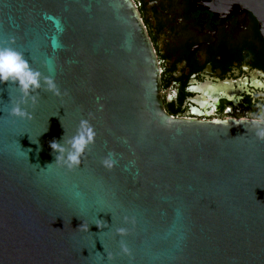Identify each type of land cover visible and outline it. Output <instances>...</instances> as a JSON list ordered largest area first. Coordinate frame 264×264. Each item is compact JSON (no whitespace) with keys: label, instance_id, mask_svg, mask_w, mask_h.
<instances>
[{"label":"water","instance_id":"obj_1","mask_svg":"<svg viewBox=\"0 0 264 264\" xmlns=\"http://www.w3.org/2000/svg\"><path fill=\"white\" fill-rule=\"evenodd\" d=\"M217 1L264 22V0ZM0 46L59 93L21 118L0 82V264H264V140L252 117L166 110L134 0H0ZM82 120L81 163H55Z\"/></svg>","mask_w":264,"mask_h":264},{"label":"flooded vegetation","instance_id":"obj_2","mask_svg":"<svg viewBox=\"0 0 264 264\" xmlns=\"http://www.w3.org/2000/svg\"><path fill=\"white\" fill-rule=\"evenodd\" d=\"M134 1L158 57L170 114L206 119L224 118L227 108L264 112L260 13L217 0Z\"/></svg>","mask_w":264,"mask_h":264},{"label":"clouds","instance_id":"obj_3","mask_svg":"<svg viewBox=\"0 0 264 264\" xmlns=\"http://www.w3.org/2000/svg\"><path fill=\"white\" fill-rule=\"evenodd\" d=\"M49 70L51 71V69ZM41 77L42 73L33 70L22 53L10 46H0V82L14 83L21 93L19 102L11 108V115L21 118L29 116L27 109L22 105L28 104L29 100L32 105H35L38 97L33 93H36L42 86H46L47 90L59 94L51 77L45 76L43 80ZM242 123H250L255 136L260 140H264V112L253 116L250 121L245 118ZM93 136L94 133L89 127L88 121L82 120L75 135L67 138L64 135L62 141L53 140L50 142L51 149L58 153L55 163L62 162L69 169L78 166L81 163V156L88 144L92 142ZM124 231L123 228L117 229L118 233ZM122 250L124 252L128 251L124 245H122ZM108 258L111 260L112 256L109 255Z\"/></svg>","mask_w":264,"mask_h":264},{"label":"rangeland","instance_id":"obj_4","mask_svg":"<svg viewBox=\"0 0 264 264\" xmlns=\"http://www.w3.org/2000/svg\"><path fill=\"white\" fill-rule=\"evenodd\" d=\"M253 116H256V114H253L251 111H249V114L247 112H243L241 114L240 111H237L234 114V117H253Z\"/></svg>","mask_w":264,"mask_h":264},{"label":"built area","instance_id":"obj_5","mask_svg":"<svg viewBox=\"0 0 264 264\" xmlns=\"http://www.w3.org/2000/svg\"><path fill=\"white\" fill-rule=\"evenodd\" d=\"M209 117H212V116H209ZM224 117L241 118V117H234V112H231V111L225 112V116Z\"/></svg>","mask_w":264,"mask_h":264}]
</instances>
